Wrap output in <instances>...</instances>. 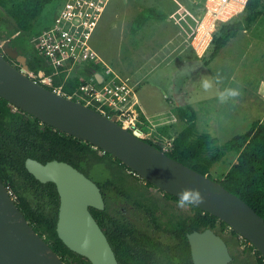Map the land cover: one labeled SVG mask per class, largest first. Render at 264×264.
Returning <instances> with one entry per match:
<instances>
[{
    "label": "trees",
    "instance_id": "16d2710c",
    "mask_svg": "<svg viewBox=\"0 0 264 264\" xmlns=\"http://www.w3.org/2000/svg\"><path fill=\"white\" fill-rule=\"evenodd\" d=\"M54 1L59 2V0H0V39L4 37L3 34L11 32L31 37L29 40L25 37L22 42L15 45L16 52L13 56H8L6 51L0 50V55L12 66L17 64L13 62L15 58L22 55L31 72L37 75L38 71H43L46 77L52 75V70L45 68L43 61L36 58L35 45L39 34L52 23L51 19L42 24V19ZM53 12L54 8L51 10L52 15ZM164 18L165 14L157 9H143L136 15L130 31L135 34L147 23L163 21ZM262 18L264 0H246L241 12L226 22H221L212 33L211 40L200 58L204 65L212 62L243 27L248 28ZM64 76L65 73L60 71L58 75L41 85L50 91L62 86V96L71 97L76 101L72 93L82 81L74 79L64 82ZM106 111L105 116L111 118L113 112L109 109ZM177 111L186 127L173 139L171 148L164 153L210 179L208 173L211 166L220 162L226 154H236V164L232 165L223 179L217 182L264 219V123L254 122L245 133L235 136L221 147H213V153H209L214 140L208 134L195 133L196 110L187 105L178 107ZM144 141L161 150L153 143ZM97 151L99 150H95L92 145L41 123L0 98V181L11 193L16 207L32 229L65 264L91 263L70 251L58 238L56 224L59 196L56 187L52 183L42 184L28 173L25 168V160L28 158L42 164L53 160L64 162L86 177L94 166H100L107 172V177L101 183H95L102 193L104 209L89 208V211L106 236L118 264H193L188 234L206 229L214 231L219 227L221 231L229 228L232 235L239 238L227 224L187 203L186 205L194 211L191 217L175 222L171 219L161 221L157 217L158 207L146 201L148 199L137 186L133 176L128 174V169L109 154L99 156ZM142 182L145 183L143 188L145 190L148 187L155 188L144 180ZM164 195L173 201L179 203L181 201L171 195ZM117 201L121 202L126 211L130 206L140 212L143 220L151 226L152 233L142 227V221L137 214H132L133 217L126 216L119 209L113 208L112 205ZM223 240L228 247V241ZM248 251L254 252V264H264L263 257L253 246L250 245ZM231 258L229 264H248L247 259L242 262L235 256Z\"/></svg>",
    "mask_w": 264,
    "mask_h": 264
},
{
    "label": "rangeland",
    "instance_id": "374dc122",
    "mask_svg": "<svg viewBox=\"0 0 264 264\" xmlns=\"http://www.w3.org/2000/svg\"><path fill=\"white\" fill-rule=\"evenodd\" d=\"M55 2L44 13L42 24L52 19L51 10L56 7ZM240 7L234 6L231 13L223 16V21L213 22L206 40L221 22L241 12L244 5ZM146 8L160 10L165 14L164 20L149 22L139 32L131 33L136 15ZM206 13V0H109L90 39L91 47L103 62L134 91V87H139L146 99L147 108L143 111L147 121L140 111L133 120V128L117 121L130 131H138L139 137L163 151L171 148L173 139L186 126L178 116L177 108L180 106L189 105L196 110V134L206 135L205 129L208 128L214 130L215 134L211 136L214 142L209 153H213V147H221L235 136L245 133L254 122L264 123V18L248 28L243 27L205 66L200 59L204 52L201 54L202 51L197 48V53L191 42ZM211 20L206 18L205 23ZM3 36L0 50L6 51L8 56L15 54V45L25 37L28 40L31 38L12 32ZM195 44L197 46V41ZM13 62H16V58ZM188 66H194L195 70L189 76L177 79V69ZM201 74L210 77L220 75L223 78L222 86L239 88L241 95L227 105H220L213 94L200 93L198 80ZM75 98L86 105V100L78 96ZM97 154L102 155L100 151ZM236 159V154H226L220 162L211 166L208 175L212 180L221 181L229 168L236 164ZM88 177L94 183H101L107 177V172L100 166H94ZM132 178L137 186L143 188L140 177ZM142 193L158 207L162 221H180L194 214L190 206H180L179 202L166 198L163 192L152 187L142 189ZM214 232L228 241L231 257L235 256L242 262L247 259L248 264H254V252L248 251L249 247L232 235L229 228L221 231L217 227Z\"/></svg>",
    "mask_w": 264,
    "mask_h": 264
},
{
    "label": "water",
    "instance_id": "95a60500",
    "mask_svg": "<svg viewBox=\"0 0 264 264\" xmlns=\"http://www.w3.org/2000/svg\"><path fill=\"white\" fill-rule=\"evenodd\" d=\"M17 69L0 55V98L41 123L86 142L118 160L165 194L208 213L248 241L264 259V219L219 182L169 158L119 124L88 106L46 89L30 79L24 56ZM42 184L55 185L59 196L56 232L62 243L91 264H118L106 236L89 208L104 209L99 187L71 165L56 160H25ZM193 264H229L224 240L213 230L187 235ZM0 264H65L29 225L0 181Z\"/></svg>",
    "mask_w": 264,
    "mask_h": 264
},
{
    "label": "built area",
    "instance_id": "2783aa9c",
    "mask_svg": "<svg viewBox=\"0 0 264 264\" xmlns=\"http://www.w3.org/2000/svg\"><path fill=\"white\" fill-rule=\"evenodd\" d=\"M108 1L59 0L54 8L51 25L39 34L35 45L36 58L43 61L45 68L52 70V75L46 77L43 71H38L36 75L29 70L27 76L37 83L44 84L47 79L63 71L64 82L74 79L82 81L72 96L86 100V106L95 107V111L104 116L107 109L111 110L112 117L133 128V120L138 115L134 89L108 67L90 45L92 33ZM245 1L206 0L207 15L204 20L206 22L207 16L212 19L207 24V28L212 27L215 21H223V16L230 13L234 6L244 5ZM197 30L199 33V28ZM206 36L205 39H199L200 44L206 40ZM210 38L211 35L209 40ZM16 63L19 67L20 64ZM61 89L62 86L54 89L53 92L62 95ZM94 149L98 150L95 147ZM99 151L102 155L106 154L104 151ZM128 174L138 177L129 169ZM9 194L11 196L10 192ZM239 239L245 246L251 245L240 235Z\"/></svg>",
    "mask_w": 264,
    "mask_h": 264
},
{
    "label": "clouds",
    "instance_id": "9594fccd",
    "mask_svg": "<svg viewBox=\"0 0 264 264\" xmlns=\"http://www.w3.org/2000/svg\"><path fill=\"white\" fill-rule=\"evenodd\" d=\"M195 70L194 66L181 67L177 69L175 75L177 79H183L189 76L192 71ZM222 77L216 75L215 77H210L209 75L201 74L198 84L200 93L204 95L213 94L216 101L220 105H227L229 102L233 101L235 98L241 95L239 88L231 86H222ZM209 136H214V130L211 128L205 129ZM187 198L180 201V206H184L187 203Z\"/></svg>",
    "mask_w": 264,
    "mask_h": 264
},
{
    "label": "crops",
    "instance_id": "0c3cea01",
    "mask_svg": "<svg viewBox=\"0 0 264 264\" xmlns=\"http://www.w3.org/2000/svg\"><path fill=\"white\" fill-rule=\"evenodd\" d=\"M241 7H243V5L241 6ZM158 10V9H157ZM160 11V10H159ZM198 36H199V34H198V30L196 31V35H195V37H194V39H193V41L191 42V45H193V48L195 49V51L198 53V49H197V46H196V44H194V43H196V41H197V44H198ZM210 40H211V38H210ZM210 40H207L206 41V44H205V46H204V48L202 49V52H201V54L205 51V49L207 48V46H208V44H209V42H210ZM200 54V55H201ZM118 75V74H117ZM119 76V75H118ZM135 88V97H134V100L137 102V104H138V111H140V113L143 115V117H144V119L147 121V117L144 115V111H143V109L144 108H147V106H146V102H145V100L146 99H144V97H143V95L140 93V89H139V87H134ZM197 121V120H196ZM147 123V122H146ZM186 127V126H185Z\"/></svg>",
    "mask_w": 264,
    "mask_h": 264
},
{
    "label": "flooded vegetation",
    "instance_id": "af4514ba",
    "mask_svg": "<svg viewBox=\"0 0 264 264\" xmlns=\"http://www.w3.org/2000/svg\"><path fill=\"white\" fill-rule=\"evenodd\" d=\"M143 188H144V186H143ZM143 188H139V189H143ZM150 187H148L147 188V190L149 189ZM154 189H156V190H158L157 188H154ZM160 191V190H159ZM165 194V193H164ZM163 194V195H164ZM165 196V195H164ZM166 197V196H165ZM146 198V197H145ZM167 198V197H166ZM170 199V198H169ZM172 200V199H171ZM148 203H150L151 204V201H148V200H146ZM145 201V202H146ZM153 204V203H152ZM122 204H121V202H119V201H117L116 203H114L113 205H112V207L113 208H115V209H119L121 212H122V214H124V215H126V216H132V214H134L135 213V215L136 216H138L140 219H141V221H142V227H144L149 233H152V229H151V226H148V224L146 223V221H144L143 219H144V217L143 216H140V212H137V211H135V210H133V208L132 207H127V211H126V209L124 208V207H122L121 206ZM120 206V207H119ZM142 215V214H141ZM133 217V216H132ZM157 217L161 220V218L159 217V215H158V211H157ZM162 221V220H161ZM157 234V233H156ZM156 237H158V236H156Z\"/></svg>",
    "mask_w": 264,
    "mask_h": 264
},
{
    "label": "bare ground",
    "instance_id": "6f19581e",
    "mask_svg": "<svg viewBox=\"0 0 264 264\" xmlns=\"http://www.w3.org/2000/svg\"><path fill=\"white\" fill-rule=\"evenodd\" d=\"M246 2V1H245ZM242 6V5H240ZM241 8V7H240ZM232 10H230V13H231ZM239 13V12H238ZM226 17V16H225ZM208 18V16L206 17ZM226 19V18H225ZM210 28H207V24L205 23V20L204 22L202 23V25L199 27V38H198V44H197V48L199 50L202 51V49L204 48L205 44H206V41L207 40H204V42L202 44L199 43V39H205V36L206 34L210 31L209 30ZM209 38V37H208ZM195 44V43H194ZM137 134L140 135V133L137 131Z\"/></svg>",
    "mask_w": 264,
    "mask_h": 264
}]
</instances>
